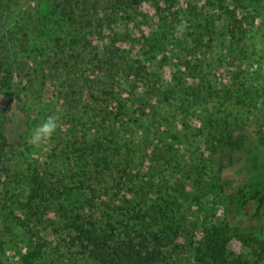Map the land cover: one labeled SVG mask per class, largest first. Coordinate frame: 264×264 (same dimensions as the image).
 Instances as JSON below:
<instances>
[{"label":"rangeland","instance_id":"374dc122","mask_svg":"<svg viewBox=\"0 0 264 264\" xmlns=\"http://www.w3.org/2000/svg\"><path fill=\"white\" fill-rule=\"evenodd\" d=\"M43 15L49 19L46 31L30 22L26 26L43 50L39 59L61 65L64 57L75 58L59 81L47 80L39 93L23 92L29 102L27 115L15 111L14 102L20 118L9 135L15 148L2 168L0 207L9 211L29 205L30 189L16 183V177L29 176V166L47 176L44 192L33 203L38 212L23 218L21 229L11 216H0V264H22L38 241L46 244L44 264H81L68 228L72 217L93 213L100 226L108 215L116 224L131 218L138 227L136 212L160 204H167L170 218L190 235L186 246L181 245L184 240L172 244L168 264H198L194 249L199 237L191 235L198 234L208 216L223 217L220 181L231 193L251 178L252 165L246 160L219 173L214 160L220 156L213 157L211 147L225 127L234 137L254 136L260 130L262 108L252 95L264 88V0H0L5 34L18 18ZM114 35L125 38L115 47L131 53L133 61L138 54L148 55L143 62L159 79L140 103H146L145 115H132V120L139 119L141 134L150 137L146 146L131 130L120 129L104 100L99 101L108 71L100 72L96 51L111 44ZM155 40L165 43L164 49L149 54L146 42ZM187 61L192 65L185 70ZM139 87L145 93L144 86ZM126 88L122 82V97ZM5 104L0 98V108ZM49 115L58 117L60 127L46 145L36 148L29 138ZM128 142L131 148H125ZM153 147L158 165L150 158ZM125 151L134 160L127 171L132 190L116 178L117 167L124 168L120 159L128 156ZM259 238L264 242V236ZM257 248L252 251L237 240L230 245L234 256L252 263L263 254L260 244Z\"/></svg>","mask_w":264,"mask_h":264},{"label":"trees","instance_id":"16d2710c","mask_svg":"<svg viewBox=\"0 0 264 264\" xmlns=\"http://www.w3.org/2000/svg\"><path fill=\"white\" fill-rule=\"evenodd\" d=\"M122 1L116 0V3ZM48 20L45 15L31 16L29 19L18 18L13 29L5 34L1 30L6 27V22H2L0 18V98L7 100V104L0 108V178H3V166L13 157L15 140L9 135L15 133L16 122L20 118L15 111L18 109L26 115L29 112V102L25 101L23 92L31 90L39 93L41 87L47 84V80L59 81L61 75L65 74L67 69H71L70 61L75 58L64 57L61 65L60 61L52 64L47 60L39 59L44 57L40 54L43 50H39L37 41H34L36 37L27 32L26 26L30 22L34 24L36 30L46 31ZM73 37L77 38V35ZM78 38H81L79 33ZM122 42H125L122 35H114L111 44H105L102 51H96L100 72L108 71V78L103 75L107 85H104L105 87H102L101 92L98 93L99 101L104 100L102 104L106 103L107 111L119 122L120 129L131 130L133 138L146 146L144 141L149 142L150 137L141 134V128L137 126L139 119L132 120V115L138 113L140 118L145 115L143 107L146 108V103H140L152 94L151 90L155 89L159 79L148 72L149 68L143 62V60L148 61V55L138 54L136 55L138 61H133L131 53L115 47L118 44L122 45ZM162 44L165 43L159 40L153 43L147 41L145 47L148 48L149 54H153L156 50L164 49ZM116 60L119 64L115 62ZM108 61L111 62V66L105 69ZM190 62L187 61L183 65L185 70L192 65ZM122 82L127 86L126 97H122L119 91ZM139 84L144 86L145 93L140 92ZM167 89L169 92V87ZM252 96L255 104H260L262 108L259 132L254 136L234 137L230 134L231 129L225 127L221 140L216 139L211 147L212 156H220L214 160L219 173L246 160L252 165L251 178L248 183L231 193L230 186L220 181L218 196L221 197L225 207L223 217L221 220H215L214 217L208 220V216L206 225L198 228V234L194 231L195 236L193 233L191 235L193 238L199 237L197 247L194 249L198 264H264V242L258 241L260 236H264V224H262L264 222V88L262 92L254 93ZM15 101L17 106L14 111ZM131 108H134L133 112ZM125 148H131L130 142ZM154 148L155 151H152L150 158L152 164L158 165L160 158L156 153L157 149ZM126 154L127 157L120 159L124 168L117 167L116 178L118 184L127 185L131 189L134 185L133 178L127 171L133 169L134 160L131 153ZM27 171L29 176L22 180L16 177V183L18 186H28L30 189L29 205L20 209L12 208L9 211L0 207V216L2 214L11 216L15 227L19 229L24 226L23 218L26 217L28 220L33 217V211L35 214L38 212L35 210L37 207H33V203L44 192L47 176L46 172L36 170L32 166H29ZM7 184L9 187L11 183L7 182ZM17 210H21L23 215L21 216ZM127 213L133 215L134 211L127 208ZM169 213L171 211L167 204L166 206L160 204L158 207L153 205L147 211H143L141 207L134 218L139 221L138 227L131 223V218L126 224L124 222L116 224L109 215L107 221L100 226L91 213L89 216L72 217L68 228L72 230V243L80 249L81 264H168L167 252L172 244L180 240L181 242L184 240L185 243L188 240L187 236L190 237L187 229L183 228L181 223L174 222ZM233 240L241 242L244 247L252 251L257 250L260 244L263 247V254L258 256V261L255 263L244 257L234 256L230 251ZM184 243L181 245L186 246ZM45 248L46 244L38 241L23 256L22 264H44L42 259ZM1 251L0 249V253Z\"/></svg>","mask_w":264,"mask_h":264},{"label":"clouds","instance_id":"9594fccd","mask_svg":"<svg viewBox=\"0 0 264 264\" xmlns=\"http://www.w3.org/2000/svg\"><path fill=\"white\" fill-rule=\"evenodd\" d=\"M59 127L58 117L49 115L33 131L28 142L36 148H41L50 141Z\"/></svg>","mask_w":264,"mask_h":264}]
</instances>
